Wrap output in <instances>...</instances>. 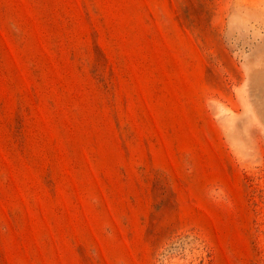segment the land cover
Segmentation results:
<instances>
[{
    "label": "rangeland",
    "instance_id": "rangeland-1",
    "mask_svg": "<svg viewBox=\"0 0 264 264\" xmlns=\"http://www.w3.org/2000/svg\"><path fill=\"white\" fill-rule=\"evenodd\" d=\"M0 264H264V0H0Z\"/></svg>",
    "mask_w": 264,
    "mask_h": 264
}]
</instances>
